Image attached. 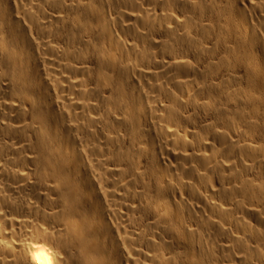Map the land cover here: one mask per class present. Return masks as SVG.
<instances>
[{"label": "bare ground", "instance_id": "obj_1", "mask_svg": "<svg viewBox=\"0 0 264 264\" xmlns=\"http://www.w3.org/2000/svg\"><path fill=\"white\" fill-rule=\"evenodd\" d=\"M0 264H264V0H0Z\"/></svg>", "mask_w": 264, "mask_h": 264}]
</instances>
